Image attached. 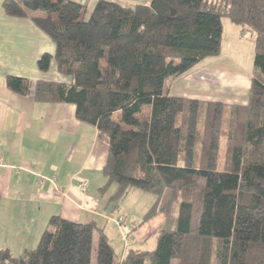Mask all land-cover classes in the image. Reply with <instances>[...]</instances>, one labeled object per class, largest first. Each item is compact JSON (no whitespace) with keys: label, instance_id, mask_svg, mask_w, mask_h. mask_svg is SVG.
Instances as JSON below:
<instances>
[{"label":"trees","instance_id":"obj_1","mask_svg":"<svg viewBox=\"0 0 264 264\" xmlns=\"http://www.w3.org/2000/svg\"><path fill=\"white\" fill-rule=\"evenodd\" d=\"M1 6L6 16L30 19L55 45L53 55L39 57L38 70L54 63L68 78L7 76V88L71 104L77 121L97 130L107 146L98 193L118 225V202L134 190L155 196L138 227L158 212L165 223L153 250L117 257L96 221L52 216L33 249L15 256L0 248V264H264V0H149L130 8L99 1L90 14L69 0ZM224 18L241 37L255 34L247 102L165 91V81L219 55Z\"/></svg>","mask_w":264,"mask_h":264},{"label":"crops","instance_id":"obj_2","mask_svg":"<svg viewBox=\"0 0 264 264\" xmlns=\"http://www.w3.org/2000/svg\"><path fill=\"white\" fill-rule=\"evenodd\" d=\"M69 1L86 6L90 14L99 1L130 8L149 0ZM2 2L0 0V248L18 256L36 246L52 216L81 223L96 221L105 229L103 222L116 215L113 216L98 193L105 182L102 170L107 146L98 138L97 130L77 121L75 107L71 104L41 103L33 94L20 96L7 88V76L25 78L32 83L67 82L68 78L57 72L54 63L47 72L38 70L39 57L45 53L53 55L55 45L30 19L6 16ZM222 25L220 51L228 41L239 47L244 37L240 36L238 28L232 23ZM242 72L237 68L223 70L208 63L176 79L174 86V81H170L169 93L176 97L244 105L253 71L250 75ZM181 82L192 83V86ZM214 83H222L228 90L219 92L211 87H200ZM38 177L54 178L55 183L46 182L40 187ZM82 181L88 184L85 192L79 189ZM150 222L160 229L164 217L158 214Z\"/></svg>","mask_w":264,"mask_h":264},{"label":"rangeland","instance_id":"obj_3","mask_svg":"<svg viewBox=\"0 0 264 264\" xmlns=\"http://www.w3.org/2000/svg\"><path fill=\"white\" fill-rule=\"evenodd\" d=\"M40 16H44L42 13H38ZM222 23L225 25L230 24V21L226 18L222 19ZM226 28V27H225ZM227 32V31H226ZM254 33L246 32L244 34V42H240V46L238 47L237 44H233L230 41L226 42L222 48V52L220 51L219 55L209 57L204 61L195 65L190 72L199 69L202 66L210 63L212 65L218 66L219 68L227 71H231L234 69H241L243 70L242 73L250 75L253 71V55H254ZM226 68V69H225ZM189 71L187 73H189ZM180 78V77H179ZM177 78V79H179ZM171 80L165 81V91L169 89V84ZM174 84L177 80H173ZM195 81V80H194ZM189 82H192L190 80ZM184 86L190 87L192 83L181 82ZM200 87H211L214 90H219V92L227 91L224 87V84L214 83V84H207V85H200ZM214 93H217L214 91ZM207 92H212V90L206 89ZM145 114H150V107L145 108ZM120 113H115L113 115V119L115 121H120ZM225 152L224 141H222L220 146V160L223 159V155ZM220 166V165H219ZM168 199V194L166 193L162 198V204L166 202ZM155 201V196L139 191L134 190L130 192L125 198L118 202L120 208V215L124 217V222L122 225H118V222L115 220L116 218L110 219L109 221H104L103 226L105 224L104 232L107 235L109 244L113 247L114 252L117 257H120L122 254H125L129 249L136 248L142 250L151 251L156 246V237L161 230L157 229L152 222L158 214L164 217L165 223V216L158 212L153 218H151L148 222L144 225L139 226L142 222L144 214L151 208L152 204ZM114 216V215H113ZM112 217V216H111ZM115 218V219H114ZM163 223V225H164ZM134 225V227H132ZM134 229L130 234L129 232ZM129 235V236H127ZM127 238V240H126ZM137 242V243H136ZM173 264H177V262H173Z\"/></svg>","mask_w":264,"mask_h":264},{"label":"built area","instance_id":"obj_4","mask_svg":"<svg viewBox=\"0 0 264 264\" xmlns=\"http://www.w3.org/2000/svg\"><path fill=\"white\" fill-rule=\"evenodd\" d=\"M46 182L50 183L51 185H54L55 179L52 178V179L48 180V179L43 178V177H38V183H39L40 187H43ZM87 186H88L87 182L86 181H82L80 183V185H79V189L81 191L85 192L87 190Z\"/></svg>","mask_w":264,"mask_h":264}]
</instances>
